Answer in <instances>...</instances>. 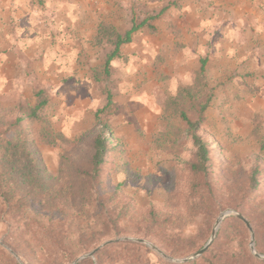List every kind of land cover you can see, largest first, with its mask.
Segmentation results:
<instances>
[{
	"label": "rangeland",
	"instance_id": "rangeland-1",
	"mask_svg": "<svg viewBox=\"0 0 264 264\" xmlns=\"http://www.w3.org/2000/svg\"><path fill=\"white\" fill-rule=\"evenodd\" d=\"M52 1L29 0L27 6L20 4L23 9L19 4H15L19 5L17 8H5L8 14L0 15V36L13 34L18 42L25 45L31 43V34L38 30L41 32V25H52L54 9L48 6V2ZM40 13L46 20L41 18ZM39 31L37 33L40 36ZM6 43L5 39L0 41L2 47ZM97 48L79 54L77 69L73 72L54 70L55 59L47 57L43 48L33 50L27 46L23 52L16 51L7 55L4 51L0 54V69L5 59L19 61V65L14 66L10 72L2 73L0 70V106L35 103L34 93L37 90L52 88L54 128L75 141L72 145L59 143L55 147L48 146L44 140L38 141L36 153L41 166L49 176L56 179L59 178L64 156L75 161L92 154L90 141L98 133L94 113L106 103V91L112 88L110 82L102 79L101 71L112 47L108 45L107 48ZM137 55L138 52L133 48L128 60H120L114 67L118 112L109 119L115 131L114 143L126 146L132 171L131 176L110 174L109 179L113 187L120 186L118 190L121 199L124 203H131L133 214L126 215L117 223L118 230L110 228L112 232L103 231L95 239H99L98 247L108 241L135 238L147 240L161 249V245L172 244L176 237H193L203 249L211 239L217 219L225 210L238 208V212L247 217L255 215L256 207H249L244 196L256 157L260 153V143L252 135L253 118L258 114L264 120V106L258 103L256 91L247 87L244 81L243 85L230 88L228 81L218 83L213 79V74L209 75L213 102L199 134L212 151L214 166L211 178L217 191L218 216L209 232L203 229L201 219L198 218L187 225L180 221L176 225L152 230L150 236H146L149 233V222L144 221L143 215L149 210L167 214L185 212L184 201L188 193L186 164L192 159L194 148L183 124L175 119L165 121L162 118L166 98L177 93L178 83L172 78L174 71L171 60L160 56L162 58L150 63L147 58ZM95 74L102 79L100 83L95 82ZM180 85L185 86V80ZM261 179L263 184L259 190V201L261 207H264V172ZM171 195L174 196V202L170 199ZM66 229L76 239L78 227L71 225L66 226ZM34 231L42 239L41 230L33 221L18 217L0 205V264L3 250L18 263L15 255L23 264H62L53 251L47 254L41 252L31 235ZM118 232L121 236H115ZM130 232L131 235H126ZM233 247V242L225 240L221 249L231 250ZM167 263L175 264L145 246L122 248L114 264Z\"/></svg>",
	"mask_w": 264,
	"mask_h": 264
},
{
	"label": "trees",
	"instance_id": "trees-1",
	"mask_svg": "<svg viewBox=\"0 0 264 264\" xmlns=\"http://www.w3.org/2000/svg\"><path fill=\"white\" fill-rule=\"evenodd\" d=\"M166 10L150 12L143 5L136 4L131 27L125 34L105 24L99 27L98 42H106L113 47L101 69L102 79L110 82L112 88L106 91V103L94 113L98 133L90 141L92 154L75 161L64 156L59 178L45 172L36 153L39 140H44L51 147L75 142L54 128L52 88L37 90L34 93L35 103L0 106V205L18 217L33 221L41 230L42 239L36 231L30 234L41 252L47 254L53 251L62 264H72L79 256L98 247L99 239H95L98 234L118 230L117 223L126 215L133 214L131 203H124L121 199L120 186L113 187L109 179L110 174L132 175L127 148L121 143H114L115 131L109 120L118 112L117 79L112 63L116 59L128 60V56L121 54V48L131 44L136 34L145 29L155 34L157 28L154 24ZM207 61L202 59L201 68L191 85H180L176 95L167 97L164 103L163 120L175 119L183 124L194 148L192 159L186 164L188 193L184 201L185 212L167 214L149 210L143 215L144 221L149 222L146 236H150L152 230L176 225L180 221L187 225L198 218L203 229L209 232L218 216L217 191L211 178L214 166L212 151L199 134L213 102ZM102 79L95 74V82L100 83ZM252 135L260 143V153L252 168L244 201L249 207L255 206L256 211L252 217L243 215L254 228L257 252L264 255V207L259 201L264 172V120L258 114L253 118ZM170 199L174 202L173 195ZM71 225L79 229L76 239L66 229ZM115 236L121 234L118 232ZM225 240L233 242V249H221ZM249 243L250 233L246 225L231 217L222 224L217 239L207 253L186 264H264V260L252 255ZM130 247L145 246L117 242L100 250L94 260L86 259L79 264H114L120 250ZM160 247L173 258H183L201 249L193 237H176L172 244ZM2 264L19 263L3 250Z\"/></svg>",
	"mask_w": 264,
	"mask_h": 264
},
{
	"label": "crops",
	"instance_id": "crops-1",
	"mask_svg": "<svg viewBox=\"0 0 264 264\" xmlns=\"http://www.w3.org/2000/svg\"><path fill=\"white\" fill-rule=\"evenodd\" d=\"M28 2L2 0L0 15L8 14L5 8L27 6ZM135 4L150 12L167 10L154 24L157 32L152 34L145 29L136 34L131 44L121 48L123 56L134 48L137 56L150 63L162 57L171 60L172 78L178 83L176 91L183 80L185 86L194 82L202 59H207V70L214 80L228 81L230 88H237L244 81L256 91L258 103L264 106V0H53L48 2L54 9L53 22L41 25V37L38 31L32 33L31 43L25 45L6 33L0 36V41H7L5 47L0 44V54L23 52L27 46L33 50L43 48L47 57L55 59L54 70L76 71L79 54L109 45L97 40L102 24L126 33ZM40 16L46 20L41 13ZM120 60L123 59L114 60L113 67ZM17 65L19 61L5 59L0 70L7 73Z\"/></svg>",
	"mask_w": 264,
	"mask_h": 264
},
{
	"label": "water",
	"instance_id": "water-1",
	"mask_svg": "<svg viewBox=\"0 0 264 264\" xmlns=\"http://www.w3.org/2000/svg\"><path fill=\"white\" fill-rule=\"evenodd\" d=\"M231 217H235V218L239 219L240 221H242L246 225V227L248 228V230L250 232V235H251L250 249H251L252 254L257 259L264 260V255H261V254H259L257 252L256 236H255V231H254V228H253L251 222L243 214L239 213L238 211H235V210H232V209H228V210H225L224 212H222L220 214V216L217 219V222L215 224V227L213 229V233H212L211 239L208 241V243L205 245V247L203 249H201L200 251L194 253L193 255L189 256V257H186V258H183V259H174V258L169 257L168 255H166L156 245H154L153 243H151V242H149L147 240L135 239V238H122V239H118V240H114V241H108V242L104 243L103 245H101L97 249L93 250L92 252L87 253V254L79 257L73 264H79L83 260H86V259H95L97 253L100 250H102L103 248L107 247L108 245H111V244H114V243H117V242H121V241L134 242V243L145 245L149 249H151V250L155 251L156 253H158L165 260H167L169 262H172V263H175V264L190 263V262H193V261L199 259L200 257H202L204 254L207 253V251L211 248L212 244L214 243L215 239L217 238V235L219 233V230H220L222 224L224 223L225 220H227L228 218H231ZM15 257L17 258V260L19 261L20 264H23L16 255H15Z\"/></svg>",
	"mask_w": 264,
	"mask_h": 264
}]
</instances>
